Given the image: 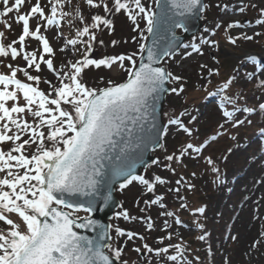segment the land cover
Here are the masks:
<instances>
[{
	"label": "snow or ice",
	"instance_id": "6c2138e0",
	"mask_svg": "<svg viewBox=\"0 0 264 264\" xmlns=\"http://www.w3.org/2000/svg\"><path fill=\"white\" fill-rule=\"evenodd\" d=\"M26 3L29 0H0V23L11 30L12 25L3 21V17L15 12V22L22 24L18 39L8 44L3 43L4 32L0 31V58L11 57L12 61L22 58L24 61V66L3 65L8 71L0 73V222L8 226L0 230V264H137L124 258L126 243L113 246L108 228L101 229L96 240L77 231L100 228L97 221L91 218L92 213L98 206L102 211L108 205L111 193L99 197L98 186L101 182L109 184L117 180L121 181L118 185L120 191L136 183L142 188V196L152 194L143 200L144 208H139L140 198L136 206L142 213L150 211L152 206H158V215L165 218L162 228L165 235L157 237V243L163 246L155 248L137 232L115 227L116 236L127 241L138 239L143 242L132 248L143 264H192V261L184 258L188 249L183 238H179L181 243H172L173 231H170L174 227L184 226L179 210L188 209V205L180 203L179 210H169L166 196L156 194V188L172 181L158 174L151 177L136 174L135 164L128 159V152L138 151L144 144L143 138L137 137L135 142L131 138L137 127L143 129L149 110H154L149 101H154L165 92L180 96L185 91V78L160 66L177 55L174 35L166 41L163 49H146V45L140 42L146 39L144 33L156 34L162 24L187 31L183 22L172 20L168 13L176 11L182 17L194 12L203 14L210 5L204 4L203 0H153L151 4L148 0H80L79 3L73 0H44L43 3L42 0H35L27 12H22ZM84 6L90 10L87 14ZM223 7L225 11L228 10V5ZM156 8L160 9L159 13L155 11ZM247 8L258 9L260 17L264 18V0H259V3L240 0L233 11L244 13ZM121 13L134 25L133 31L138 33V37H132V41L139 45L138 51L93 58L91 53L97 42V32L107 29L111 35L115 29L111 17ZM31 20H36L34 29L30 26ZM65 20L70 28H75L71 38H66L61 31ZM141 22L144 23L143 29L140 28ZM256 23L264 26V19H258ZM221 27V23H216L214 28H205L206 36L198 42L183 45L181 60L194 55L202 57L203 46L216 47L217 41L211 37ZM239 27L240 21L229 22L224 31ZM52 28L56 29V38L62 41L58 51L66 57L59 67L55 63L57 49L46 35ZM262 35L264 33L253 32L250 35L242 32L238 36L229 35L228 41L235 45L238 40L254 41ZM29 39L38 42L37 50H27ZM99 43L103 45L104 42L100 40ZM116 44L117 41L113 40L112 46ZM145 49L147 63L142 62ZM246 60L255 61L256 57L250 55ZM2 64L3 60H0ZM154 64L158 66L154 67ZM93 67L108 71L116 68L124 71L127 79L123 82H115L111 78L105 81L102 76L100 81L103 86H89L82 75L86 69ZM242 67L243 64L234 68L215 91H208L207 86L202 85L207 96L219 97L217 111L220 119L213 134L202 142H186L172 154H167L163 137L170 129L192 137V125L198 115L192 114L183 105L178 114H164L167 123L155 148L165 155L162 159H154L152 164L175 175L173 163L181 164L185 157L203 159L211 166L213 173H219L211 156H204V150L220 135L229 134V128L236 129L245 123L237 118L238 114L250 117L264 113V102L247 106L243 94L232 91V85L241 75L243 80L256 81L264 88V65L257 67L253 63L252 71L241 73ZM45 68L55 80V83L47 79L43 81L48 85L47 92L38 87L41 83L39 73ZM199 68L200 79H207L209 84L210 77L222 75L218 68L214 70L207 64L201 63ZM32 71L37 74L33 75ZM18 73L28 82L17 78ZM168 84L179 87H166ZM194 111L198 113L199 110ZM247 123L251 124L252 121L249 119ZM260 132L264 135V128ZM125 134L129 139H124ZM4 145L10 146L5 148ZM118 145L121 146L115 158L109 156V152ZM113 159L115 162H112ZM106 160L108 164L104 163ZM192 175L195 176V173ZM183 181L181 177L175 181L176 187L166 190L176 193L180 201L185 199L179 195ZM193 187L188 185L187 190L191 191ZM72 196L86 199L73 202L68 198ZM81 211L86 215L81 217ZM195 211L203 214L206 206ZM10 214H15L19 223L10 218ZM116 216L126 221L139 219L146 222L149 232L154 226L150 215L130 216L128 210L124 209ZM167 218H172V222ZM257 218L264 219V216ZM195 226L202 233L196 239L206 241L209 234L204 225L197 220ZM228 238L233 242L238 240L236 235ZM261 246H264V231L251 242L249 259L251 253ZM211 251L209 247V254ZM153 257L160 259L153 260ZM194 260L200 264L199 256ZM224 264H231V261L225 259Z\"/></svg>",
	"mask_w": 264,
	"mask_h": 264
},
{
	"label": "rangeland",
	"instance_id": "374dc122",
	"mask_svg": "<svg viewBox=\"0 0 264 264\" xmlns=\"http://www.w3.org/2000/svg\"><path fill=\"white\" fill-rule=\"evenodd\" d=\"M73 1L74 3L80 2V0ZM43 2L44 0H42ZM148 2L151 4L153 0H148ZM244 2L248 3L250 0H244ZM255 2L259 3V0H255ZM31 3H35V0H29V3H26L21 11L27 12ZM206 3L210 6L203 13V25L196 34L185 39L184 45L198 42L201 37L207 35L204 31L205 28L211 29L214 28L216 23H221V29L217 30L215 36L211 37L217 41V46L213 48L203 46L204 55L202 57L194 55L186 60H181L182 47L173 59L168 60L167 63H162L169 71L182 75L186 80L184 84L185 91L180 96L166 93L163 112H167L169 116L174 113L178 114L183 105L188 108L189 112L198 115L197 121L192 125L194 131L192 137L177 133L175 129H170L167 136L163 137L167 154H172L175 149H179L186 142L198 144L210 137L216 130L220 122L217 111L219 97L207 96L202 85L207 86L208 91H215L220 82L227 79L232 70L241 64L244 65L241 68V73L252 71L253 63L257 67L264 65V35L254 41L238 40L235 45L228 41L229 35L238 36L242 32H247L250 35L253 32L264 33V26L256 23L258 19H264L260 17L258 9L247 8L244 13L234 12L233 9L240 4V0H223L220 2L210 0ZM224 5H228L227 11L224 10ZM84 9L89 10L87 6H84ZM16 15L13 12L3 17V21L12 25L11 30L5 28L4 23H0V31L4 32L5 37L4 44L18 39L21 33L22 24L15 22L14 17ZM111 19H113L115 25L114 32L111 35L107 29L97 32V42L91 53L93 58H104L138 51V43L132 41V37H138V33L133 31L134 25L129 19L123 13L114 15ZM233 21H240L241 27L229 29L227 32L224 31L227 23ZM35 25L36 20H31L30 26L34 29ZM140 28H144L143 22L140 23ZM68 29L70 28L65 20L61 31L65 36L71 38L68 36ZM55 32L56 29L52 28L47 31L46 35L52 46L57 49L55 63L59 67L66 57L58 51L62 41L56 38ZM144 35L147 37V32ZM100 40H103V45L99 43ZM113 40L117 41L115 47L112 46ZM145 40L140 42L144 43ZM28 44V51L39 48L38 42L34 40L29 39ZM16 46L19 48L18 44ZM78 47L80 46L78 45ZM250 55L255 56L256 60L247 61L246 57ZM213 57L216 59L213 60ZM138 58L139 56H137V60ZM0 60H3V64L0 65V73H7L8 69L3 66L6 64L24 66L22 58L16 61H12L11 57L0 58ZM201 63L207 64L214 70L218 68L222 75L210 77L211 84L208 83L207 79H200L201 69L199 64ZM32 74L36 75L37 73L32 71ZM39 75L41 83L38 87L47 92L48 85L43 81L47 79L55 83L54 77L46 68ZM204 75L206 77L207 73L205 72ZM102 76L105 81L111 78L115 82H120L127 74L116 68L108 71L105 68L96 69L93 67L85 70L82 79L89 86H103L100 81ZM18 77H21L19 79L23 82H28L21 73H18ZM169 85L170 87H179V85ZM232 91L237 94L242 93L247 106H255L260 102H264V88H261L256 81L247 82L243 80L242 75L232 85ZM194 109H198V113ZM237 118L244 120L245 123L236 129L229 128V134L220 135L216 141L210 142L204 150V156H211L215 161V166L219 169L218 174L211 171V166L207 164L206 160H194L188 157H185L181 164L173 163V167L176 169L175 175L152 163L140 174L147 177L158 174L172 181L171 184H166L163 187L157 186L156 188V194L163 193L166 196L169 210H179L180 203L188 205V209L179 210V217L184 226L174 227L170 231H173L172 243H181L179 238H183V243L188 249L184 258L192 261V264H196L194 260L196 256L200 257V264H224L225 259L230 260L231 264H264V246L251 253V259H249L248 254L251 242L257 238L258 233L264 231V219L257 218L264 216V135H261L260 132L264 128V113L251 115L250 117L241 113L238 114ZM249 119L252 121L251 124L247 123ZM4 147L6 148V145ZM153 155L154 159L158 157L162 159L165 153L157 148L153 151ZM192 173H195V176ZM181 177L184 178V181L180 186L179 195L185 197L183 201L177 198L176 193L166 191L169 187H176L175 181ZM188 185L194 186L191 191L187 190ZM116 195L120 197L123 206L131 210L128 211L130 216L150 215L154 221L153 229L149 232L146 230V222L139 219L126 221L123 217H117L116 214L122 212L124 208L121 211L116 209L114 213L111 243L113 246L126 243L127 248L124 251V258L135 261L137 264H143V260H139L137 253L132 251L134 246H139L143 242L138 239L127 241L126 238H118L114 229L120 227L140 233L145 236L147 243L153 248L161 247L163 245L157 243V237L165 235L162 231L165 218L158 215L160 211L158 206H152L147 213L140 212L139 208L145 207L143 200L148 199L152 194L142 196V188L136 183L123 191H120L117 186ZM138 198H140L139 208L136 206ZM205 206L206 211L203 214L196 213V209ZM79 215L84 216L86 213L81 211ZM10 218L19 223L15 214H10ZM167 219L170 223L172 222V218ZM197 220L204 225L206 232L209 234L206 241L201 242L196 239L202 234L200 229L195 226ZM7 227L3 222H0V230ZM230 235L238 236V240L233 242L228 238ZM204 246H207L206 249ZM209 247L212 249L210 254L208 252ZM158 259L160 258L153 257V260Z\"/></svg>",
	"mask_w": 264,
	"mask_h": 264
},
{
	"label": "water",
	"instance_id": "95a60500",
	"mask_svg": "<svg viewBox=\"0 0 264 264\" xmlns=\"http://www.w3.org/2000/svg\"><path fill=\"white\" fill-rule=\"evenodd\" d=\"M155 11L159 13L160 9L156 8ZM168 15L171 17L172 20L183 22L187 28V31H185L182 28L171 27L170 24H162L158 33L148 34L147 40L145 41L146 49L147 47H152L154 49H163L166 41L174 35L175 40L173 42L176 44V48L174 49V51L177 52L178 48L184 42V39L190 36L191 34L195 33L198 30V28L201 26V23L199 21L201 15L199 12H194L192 14L187 15L186 17H182L178 15L176 11H171L168 13ZM176 29H179L182 32L180 34H177ZM146 49L143 53L144 59L142 62L144 63L148 62ZM153 66L155 67L158 65L154 64ZM166 87L169 86L166 85ZM165 93L159 94L154 101L153 100L149 101V103L153 105L154 110L152 109L149 110L150 114L147 121L144 122L143 129L137 127L132 134L131 139L133 140V142H135V139L137 137L143 138L144 140V144L141 146V148L138 151L129 150L128 152V159L135 164L134 171L136 174H139L140 169L145 168L149 163H151L154 160V157L150 154L154 149H157L155 148V144L161 140V134L165 126L162 121V114L160 113L163 106ZM117 139L119 140L120 138ZM124 139H129L127 134L124 135ZM120 146L121 145H118L115 150L109 152V156L115 158V156L119 153ZM112 162H115V160L113 159ZM104 163L108 164L109 161L106 160L104 161ZM120 182H121L120 180H117L115 183H109V184H105L101 182V184L98 186L97 195L103 198L108 193H111V200L108 202V205L102 211L99 209L98 206L97 209L92 213L91 218L97 221V223L100 225V228L91 231L87 229H78L77 231L80 235H85L93 240H96V238L100 234L101 229L108 228V231H110L109 219L111 218L113 212L116 210V207H118L119 205V200L118 198H116L114 193L115 186L119 185ZM68 198L73 202L86 199L85 197H78V196H72Z\"/></svg>",
	"mask_w": 264,
	"mask_h": 264
},
{
	"label": "trees",
	"instance_id": "16d2710c",
	"mask_svg": "<svg viewBox=\"0 0 264 264\" xmlns=\"http://www.w3.org/2000/svg\"><path fill=\"white\" fill-rule=\"evenodd\" d=\"M74 2V1H73ZM88 9V8H87ZM84 11H85V14H87L90 10H85L84 9ZM70 28V27H69ZM75 32V28H70V29H68V31H67V33H68V36L69 37H71V35H72V33H74ZM64 36H65V34H64ZM66 38H68L67 36H65ZM167 113V112H166ZM168 114V113H167ZM165 118H167V116H165ZM10 145H6V148L7 147H9ZM121 208H126V206H123V204H122V207Z\"/></svg>",
	"mask_w": 264,
	"mask_h": 264
}]
</instances>
